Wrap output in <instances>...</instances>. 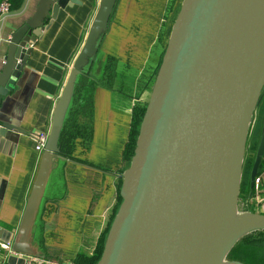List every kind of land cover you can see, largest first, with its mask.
Listing matches in <instances>:
<instances>
[{
  "label": "water",
  "instance_id": "water-1",
  "mask_svg": "<svg viewBox=\"0 0 264 264\" xmlns=\"http://www.w3.org/2000/svg\"><path fill=\"white\" fill-rule=\"evenodd\" d=\"M115 1L101 0L73 61L16 232L0 226V241L13 253L0 264H25L21 256L36 255L32 228L49 173L66 159L58 141L77 77L96 53ZM73 3L39 0L6 39L0 98L23 72L28 45L39 35L34 30ZM263 92L264 0H182L97 264H220L241 237L264 229V214L248 212L257 226L229 244L249 128ZM9 133L21 130L0 118V143ZM263 153L264 127L250 187Z\"/></svg>",
  "mask_w": 264,
  "mask_h": 264
},
{
  "label": "crops",
  "instance_id": "crops-1",
  "mask_svg": "<svg viewBox=\"0 0 264 264\" xmlns=\"http://www.w3.org/2000/svg\"><path fill=\"white\" fill-rule=\"evenodd\" d=\"M8 1L11 10L0 20V68L6 39L39 2ZM181 1H115L96 53L77 77L69 112L74 119L68 131V155L57 159L49 173L32 228L36 255L16 254L26 264H78L81 257L90 258L103 247L132 158L128 149L133 118L149 101ZM77 2L59 8L50 24L46 19L44 29L34 30L39 35L30 42L23 72L14 89L0 98V118L21 130L0 143V226L13 233L43 151L35 150L33 134L49 132L56 103L101 0ZM263 102L264 92L256 123ZM260 165L256 176L264 173V153ZM255 186V181L252 187L249 184V195L259 196L264 181L257 188L260 194ZM254 200L253 211L264 214V202ZM8 245L0 241V263L13 254Z\"/></svg>",
  "mask_w": 264,
  "mask_h": 264
},
{
  "label": "trees",
  "instance_id": "trees-1",
  "mask_svg": "<svg viewBox=\"0 0 264 264\" xmlns=\"http://www.w3.org/2000/svg\"><path fill=\"white\" fill-rule=\"evenodd\" d=\"M71 108H72V100L68 108V111H67L64 123H63V127L60 132L59 141H58V146L60 148L61 153L64 156L68 155L69 146L67 145V143L69 142V139H70L68 135V131L70 128L71 121L74 119V117L69 115ZM144 111L145 109L138 110L137 117L133 118V124H132V129H131V134H130L131 138L129 141V149H128L129 157L130 156L132 157L134 153V148H135V143H136V139L138 136L139 126H140L142 117L144 115ZM260 167H262V164L260 165ZM120 201H121V197H120ZM102 248L103 247H99L97 252L90 258L86 256L81 257L82 260L80 259L78 261V264H97L101 256V253H102ZM263 253H264V230H259V231H255L253 233H250L248 235L241 237L234 244V246L230 249L226 257L229 260L238 261L244 264H264V263L259 262L257 259L258 256H260Z\"/></svg>",
  "mask_w": 264,
  "mask_h": 264
},
{
  "label": "rangeland",
  "instance_id": "rangeland-1",
  "mask_svg": "<svg viewBox=\"0 0 264 264\" xmlns=\"http://www.w3.org/2000/svg\"><path fill=\"white\" fill-rule=\"evenodd\" d=\"M255 116H256V110L253 114V119H252V122L249 128V134H248V139H247V144H246V151L244 154L241 185H240V192H239V201H238V207H237L238 213L251 212V210L252 212H254L252 205H255V200L253 199L256 198V195H249L250 172L254 164V160L258 153L259 140H260V136L262 134V130L264 127L262 125V121L264 118V102L260 105L257 123L254 122ZM255 231H259V230L251 231L245 235H248ZM257 259L259 262L264 263V253L258 256ZM224 260L229 263L234 261V260L227 259V257Z\"/></svg>",
  "mask_w": 264,
  "mask_h": 264
},
{
  "label": "built area",
  "instance_id": "built-area-1",
  "mask_svg": "<svg viewBox=\"0 0 264 264\" xmlns=\"http://www.w3.org/2000/svg\"><path fill=\"white\" fill-rule=\"evenodd\" d=\"M10 10H11L10 2L8 0H0V20H2L5 16H7L9 14ZM31 45L32 44L29 43L28 46L31 47ZM33 139H34V143H35V146H34L35 150L36 151H42L44 149V146L46 143L47 132H44V131L37 132V133L33 134ZM254 181H255V185H256L255 188L257 190L258 186L260 184H262V182L264 181V173L260 174L259 176H256ZM257 192L260 194V192L258 190H257ZM256 198L260 202H264V189L262 190V192L259 196L256 195ZM7 246H9V245L7 244ZM49 263L50 264H62L61 262H54V261L53 262L50 261ZM25 264H26V262H25Z\"/></svg>",
  "mask_w": 264,
  "mask_h": 264
},
{
  "label": "bare ground",
  "instance_id": "bare-ground-1",
  "mask_svg": "<svg viewBox=\"0 0 264 264\" xmlns=\"http://www.w3.org/2000/svg\"><path fill=\"white\" fill-rule=\"evenodd\" d=\"M231 225L232 226L229 236V244L232 243L242 234L256 227L257 222L251 217V215L248 212L238 213L236 211L232 218ZM220 264H229V262L223 259Z\"/></svg>",
  "mask_w": 264,
  "mask_h": 264
},
{
  "label": "flooded vegetation",
  "instance_id": "flooded-vegetation-1",
  "mask_svg": "<svg viewBox=\"0 0 264 264\" xmlns=\"http://www.w3.org/2000/svg\"><path fill=\"white\" fill-rule=\"evenodd\" d=\"M261 137V136H260Z\"/></svg>",
  "mask_w": 264,
  "mask_h": 264
}]
</instances>
